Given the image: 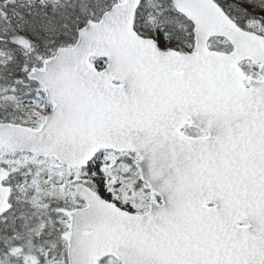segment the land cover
<instances>
[{"label": "snow or ice", "instance_id": "snow-or-ice-1", "mask_svg": "<svg viewBox=\"0 0 264 264\" xmlns=\"http://www.w3.org/2000/svg\"><path fill=\"white\" fill-rule=\"evenodd\" d=\"M0 264H264V0H0Z\"/></svg>", "mask_w": 264, "mask_h": 264}]
</instances>
